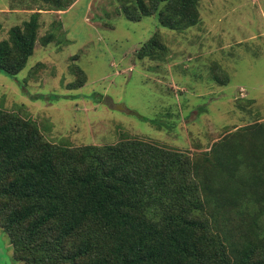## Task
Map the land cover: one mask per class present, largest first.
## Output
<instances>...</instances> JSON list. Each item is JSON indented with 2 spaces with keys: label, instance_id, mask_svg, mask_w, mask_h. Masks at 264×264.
<instances>
[{
  "label": "rangeland",
  "instance_id": "374dc122",
  "mask_svg": "<svg viewBox=\"0 0 264 264\" xmlns=\"http://www.w3.org/2000/svg\"><path fill=\"white\" fill-rule=\"evenodd\" d=\"M129 2L76 0L64 11L52 9L53 0H0V42L40 14L26 66L16 75L0 70V110L32 120L52 145L137 139L181 153L199 172L203 210L195 217L230 249L260 244L264 214L253 215L264 209V0H198L199 22L183 30L163 26L157 15L128 19ZM152 36L164 55L138 58ZM218 143L226 173L236 160L231 153L247 163L240 176L254 187L239 200L228 186L217 200L209 181ZM0 264H28L1 227Z\"/></svg>",
  "mask_w": 264,
  "mask_h": 264
},
{
  "label": "trees",
  "instance_id": "16d2710c",
  "mask_svg": "<svg viewBox=\"0 0 264 264\" xmlns=\"http://www.w3.org/2000/svg\"><path fill=\"white\" fill-rule=\"evenodd\" d=\"M63 1L53 0L52 9L65 11L76 0ZM197 2L134 0L123 13L135 21L157 15L163 26L183 30L198 24ZM39 15L11 28L10 38L0 42V70L16 75L26 66ZM165 51L152 36L136 55L162 57ZM258 130L263 133L264 126ZM220 145L217 175L209 181L217 200L223 202L221 187L227 186L239 200L254 182L245 188L240 173L247 163L236 153L226 173ZM198 177L191 159L156 144L131 139L104 147L52 145L32 120L0 110V227L28 264H264V240L230 249L195 217L203 210ZM261 214L264 209L253 219Z\"/></svg>",
  "mask_w": 264,
  "mask_h": 264
},
{
  "label": "crops",
  "instance_id": "0c3cea01",
  "mask_svg": "<svg viewBox=\"0 0 264 264\" xmlns=\"http://www.w3.org/2000/svg\"><path fill=\"white\" fill-rule=\"evenodd\" d=\"M74 5H75V4H73L71 7H73ZM71 7H70V8H71ZM70 8H68L67 10H69ZM67 10H66V11H67Z\"/></svg>",
  "mask_w": 264,
  "mask_h": 264
}]
</instances>
